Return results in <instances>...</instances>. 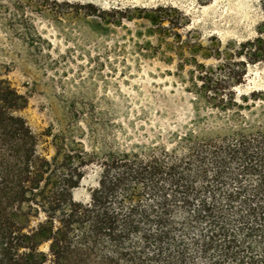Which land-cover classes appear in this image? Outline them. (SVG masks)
<instances>
[{"label": "trees", "instance_id": "1", "mask_svg": "<svg viewBox=\"0 0 264 264\" xmlns=\"http://www.w3.org/2000/svg\"><path fill=\"white\" fill-rule=\"evenodd\" d=\"M48 2L0 0V14L41 39L27 12ZM137 11L172 35L176 56L189 54L190 126L171 145L100 154L48 130V156L22 115L28 97L0 77V264H264V91H235L244 61L264 60V23L235 52L216 36L184 39L177 8ZM90 165L97 183L75 201Z\"/></svg>", "mask_w": 264, "mask_h": 264}, {"label": "rangeland", "instance_id": "2", "mask_svg": "<svg viewBox=\"0 0 264 264\" xmlns=\"http://www.w3.org/2000/svg\"><path fill=\"white\" fill-rule=\"evenodd\" d=\"M157 6L183 13L182 25L188 24L178 31L184 39L191 35L205 44L216 36L235 52L264 23V0H49L41 13L27 12L38 39L0 14V77L28 97L22 115L48 156L55 153L52 137L44 135L48 130L71 149L81 141L100 154L171 145L170 133L190 126L193 96L182 78L192 65L189 54L176 56L172 35L160 38L159 28L138 18L137 9ZM244 64L237 95L264 91V60ZM97 178L98 167L88 166L72 190L75 201L89 200Z\"/></svg>", "mask_w": 264, "mask_h": 264}]
</instances>
